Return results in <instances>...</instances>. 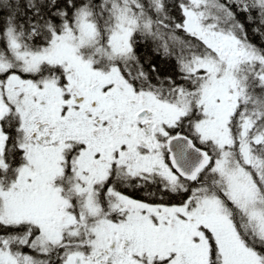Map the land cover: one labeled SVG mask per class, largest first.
<instances>
[{
  "label": "snow or ice",
  "instance_id": "1",
  "mask_svg": "<svg viewBox=\"0 0 264 264\" xmlns=\"http://www.w3.org/2000/svg\"><path fill=\"white\" fill-rule=\"evenodd\" d=\"M0 264H264V0H0Z\"/></svg>",
  "mask_w": 264,
  "mask_h": 264
}]
</instances>
